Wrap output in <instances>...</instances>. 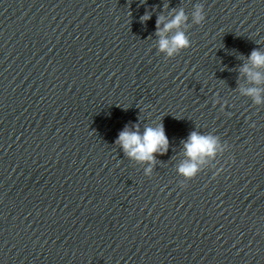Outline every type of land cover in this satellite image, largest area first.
<instances>
[{
	"label": "clouds",
	"instance_id": "obj_1",
	"mask_svg": "<svg viewBox=\"0 0 264 264\" xmlns=\"http://www.w3.org/2000/svg\"><path fill=\"white\" fill-rule=\"evenodd\" d=\"M148 19H151V16L145 13V15L141 17V22L147 21ZM192 19L196 24H201L205 20V15L200 5L195 7ZM163 20V16L157 17L156 20V34L160 37L159 50L166 53L169 57H172L174 54L188 49L191 46V41L183 31L177 30L175 35L171 38L165 36V33L173 29H179L182 24L187 22L188 17L184 10L181 9L176 12L174 17L161 28L160 25L163 23ZM248 59L251 62L252 68L250 69L248 65H245L241 71L247 74L251 82L259 85L264 82V73L253 71L252 69L264 68V53L254 49ZM242 92L252 97L256 104L264 102L261 99V93L264 92V88L250 87L248 89H242ZM116 143L120 145L125 155L129 158L141 162H151L155 159V153L163 155L167 152L169 142L165 135L163 125L159 124L156 127H146L142 135L138 130V126H135V130H129L128 127H125V129L119 133ZM216 147L217 139L214 136L201 135L195 131L190 134L188 140L184 144L185 154L192 161L200 157L214 156ZM148 171H151V169H148ZM179 172L186 177H194L197 172L196 164L185 163L181 165Z\"/></svg>",
	"mask_w": 264,
	"mask_h": 264
}]
</instances>
